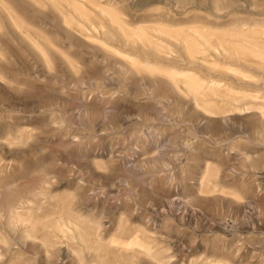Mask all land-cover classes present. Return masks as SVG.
<instances>
[{
  "label": "rangeland",
  "instance_id": "374dc122",
  "mask_svg": "<svg viewBox=\"0 0 264 264\" xmlns=\"http://www.w3.org/2000/svg\"><path fill=\"white\" fill-rule=\"evenodd\" d=\"M0 264H264V0H0Z\"/></svg>",
  "mask_w": 264,
  "mask_h": 264
}]
</instances>
